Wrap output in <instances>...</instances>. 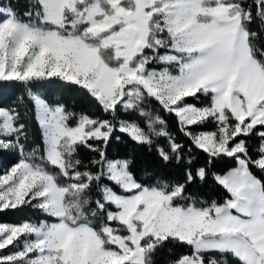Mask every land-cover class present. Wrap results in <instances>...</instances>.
Returning <instances> with one entry per match:
<instances>
[{
  "label": "snow or ice",
  "instance_id": "snow-or-ice-1",
  "mask_svg": "<svg viewBox=\"0 0 264 264\" xmlns=\"http://www.w3.org/2000/svg\"><path fill=\"white\" fill-rule=\"evenodd\" d=\"M5 83L0 264H264V0H0Z\"/></svg>",
  "mask_w": 264,
  "mask_h": 264
},
{
  "label": "trees",
  "instance_id": "trees-1",
  "mask_svg": "<svg viewBox=\"0 0 264 264\" xmlns=\"http://www.w3.org/2000/svg\"><path fill=\"white\" fill-rule=\"evenodd\" d=\"M22 93V89L17 85H9V84H0V105H7L11 103L19 94ZM46 98L49 100L59 99L61 93L55 89H49L46 91L45 94ZM64 99L68 101L76 100L77 101V108L83 107L82 104L79 102V97L76 94L72 93H65ZM191 102V101H190ZM203 102V99L202 101ZM166 115V114H165ZM170 125L175 130V120L174 118H168ZM210 128V126H209ZM31 135L35 138L36 142H39L40 133L37 127L36 122L33 120L31 123L30 129ZM115 150V145L113 149L110 151ZM123 145H120V151H123ZM17 156L15 154H4L0 153V170L11 167L17 160ZM234 163L228 158H224L216 162L217 171H226L228 168L233 167ZM256 172L255 169H253ZM257 175H260L259 172H256ZM199 195L203 198L211 200L216 199L218 201H222L223 197L226 195L223 189L216 186L211 179L207 182V184L203 185L199 190ZM35 214L30 211H25L23 213L17 212L14 210H4L0 211V223H18L24 218H34Z\"/></svg>",
  "mask_w": 264,
  "mask_h": 264
}]
</instances>
